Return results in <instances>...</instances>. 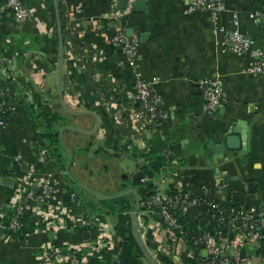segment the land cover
Here are the masks:
<instances>
[{"label": "crops", "instance_id": "obj_1", "mask_svg": "<svg viewBox=\"0 0 264 264\" xmlns=\"http://www.w3.org/2000/svg\"><path fill=\"white\" fill-rule=\"evenodd\" d=\"M24 1L32 19L17 25L3 12L5 19L0 26V66L2 59L8 58L12 76L11 81H5L0 74L4 91L0 103L11 111L0 128V211L10 213L7 207L20 187L36 191L41 180L50 179L55 184L56 202L71 214V229L54 233L45 228L24 240L9 239L5 231L0 234V264H47L45 246H81L90 241V234L76 226L73 219L89 207L82 204L65 175L56 170L52 157L33 148V139L40 130L28 109L61 105L59 38L54 0ZM61 2L63 98L69 109L94 112L102 122L94 136L70 131L67 135L80 137L74 148L79 142L92 141L91 150L78 158H86L93 165L100 162L109 168L106 174L112 177L115 173L110 169L121 160L119 188L113 183L109 193L94 192L110 196L129 187L139 192L133 180L144 162L139 154L160 137L171 149L167 166L149 179L155 192L179 191L188 196H208L226 205L264 209V78L247 73L256 62L251 53L223 52L227 34L234 29V13L239 16L240 31L254 41L253 49L264 52V17H250L264 12V0H225L227 11L216 22L206 12L187 14L183 0H147L145 12L133 10L115 24L101 20L103 14L112 11L113 0ZM3 4L0 0L1 14ZM119 28L126 34L134 31L132 37L140 39L138 62L145 78L159 80L169 120L156 132L140 134L130 128L129 119L138 104L132 71L122 51L111 41ZM209 80L222 83L226 101L216 112L206 115L200 83ZM65 122L85 131H92L97 124L92 116H70ZM67 135L63 139L71 150ZM229 140L237 151H229ZM125 147L137 154L121 153ZM76 158L73 156L69 171ZM4 178H11L13 185H4ZM66 195L69 201L64 200ZM73 195L78 198L76 202L72 201ZM126 197L135 201L136 208L135 196ZM35 205L36 209L41 206L37 202ZM34 216L29 219L37 224ZM192 221H197L195 211Z\"/></svg>", "mask_w": 264, "mask_h": 264}, {"label": "built area", "instance_id": "obj_2", "mask_svg": "<svg viewBox=\"0 0 264 264\" xmlns=\"http://www.w3.org/2000/svg\"><path fill=\"white\" fill-rule=\"evenodd\" d=\"M135 1L137 0H127L126 9L121 10L117 7V0H113L112 11L103 14L101 20L113 24L121 22L122 18L132 14ZM183 1L187 4V14L206 12L214 22L227 11L225 0ZM1 10L0 26L5 19L3 12L17 25H24L32 19L31 10L24 0H4ZM250 17L262 18L264 12L251 14ZM91 22H94V18ZM233 25L234 29L227 34L223 52L236 55L251 53L256 62L247 69V73L264 78V52L253 49L254 41L240 31L237 13L233 14ZM111 41L122 51L133 74V93L138 107L130 116V128L140 134L158 131L169 120V114L164 109L163 98L158 89L159 80H147L140 68L137 52L140 39L129 37L119 28ZM8 64L9 59L3 58L0 74L5 81H11L12 78ZM200 88L203 93L204 114H213L225 103V90L221 82L203 81ZM3 92L0 87V98L3 97ZM3 108L4 105L0 103V110ZM5 124V121L0 122V128ZM40 151L43 156L50 157L48 150ZM165 154L168 157L169 151ZM56 199L55 184L50 179L41 180L36 191H26L20 187L19 193L7 207L12 213L10 220L6 211H0V228L8 223L5 228L8 237L15 239L12 233L22 228L21 218L35 215L36 225H43L50 232L70 230L71 214ZM72 201H77L76 195L72 196ZM36 202L41 204L39 209L35 208ZM193 211L196 223L209 214L215 225L207 224L206 229H211L205 231L198 227L200 232H189V223H194ZM73 219L76 226L90 234L89 243L86 241L81 246L64 243L61 248L49 244L43 248L47 264H124L120 259L122 240L117 236L113 224L91 213L78 214ZM138 228L146 249L158 264H162L161 256L168 258L172 264H192L186 259L197 260L198 264H264V209L256 206L229 204L222 207L208 196H188L179 191L158 190L141 199ZM149 233L153 236L154 249L149 247ZM202 251L206 254L203 255ZM243 251L246 252L244 257ZM91 259H95L96 263H91ZM145 261L148 262L142 257L141 264Z\"/></svg>", "mask_w": 264, "mask_h": 264}, {"label": "trees", "instance_id": "obj_3", "mask_svg": "<svg viewBox=\"0 0 264 264\" xmlns=\"http://www.w3.org/2000/svg\"><path fill=\"white\" fill-rule=\"evenodd\" d=\"M59 6L60 13L62 16H64V12L61 10V0H59ZM28 111L31 118H33V121L35 122L36 128L40 130V133L33 139L34 150H48L56 170L60 173H63L70 182V176L67 174L69 157L65 148L67 147L69 149V146L65 139H63V141L60 139V130L64 126H68V124L65 122V119L70 118V116L64 112L60 104H57V106H51L47 104L42 107H38L36 110L30 107ZM10 114L11 111L8 110L7 107H4L3 110H0V122H6ZM69 133V131L65 132L64 136ZM92 146V141H85L82 146L79 143L77 147L69 150L71 151L72 155L76 157V155L89 152ZM115 148L119 151L118 144ZM148 149L149 150L146 152L139 154L140 156L144 157V162L139 168V170L143 173L144 178L134 182L135 186L140 187L139 195L141 199H145L155 193L154 187L152 185L145 186L144 179H152L155 174L160 173L161 170L167 166L169 160L165 153H167L171 148L160 137H155L148 144ZM123 152H130L134 155L137 154L135 151H130L128 147L123 148L121 153ZM82 201L86 204V206H91L90 203L84 201V199H82ZM102 204L106 206V209L109 210L110 214L116 217L115 231L117 232V236L122 240V253L120 255V259L124 264H141V258L143 255L136 242L132 228V213L135 210V201H131L127 197H123L117 200L103 202ZM220 205L222 207L226 206V204L223 203H220ZM11 216H8V220H10ZM183 219L186 221L185 218ZM21 221L23 224L22 228L16 233H12L13 237L16 239L24 240L28 236L34 234L37 230L45 229L43 225L37 226L35 223L30 221L27 215L23 216ZM207 224L211 226L215 225L209 214H206L204 219H202V221L199 223H189L188 231L191 233L200 232L197 230L198 227H201V231L211 229L209 227L206 229ZM148 241L149 247L154 249L155 244L153 242V236L151 233L148 234ZM106 258L110 257L106 256ZM160 260L162 264H172V262L164 256H161ZM186 261H189L192 264H198L197 260L186 259ZM94 262L96 263L95 259H91V263Z\"/></svg>", "mask_w": 264, "mask_h": 264}, {"label": "water", "instance_id": "obj_4", "mask_svg": "<svg viewBox=\"0 0 264 264\" xmlns=\"http://www.w3.org/2000/svg\"><path fill=\"white\" fill-rule=\"evenodd\" d=\"M126 6H127V0H118V8L119 9L125 10ZM54 7H55V12H56V18H57L58 38H59V78H58V83H59V97H60L61 106H62L63 110L70 116H73V117L92 116L97 121V124L92 131H85V130L78 128V127H75V126H64L60 130V139L63 141L64 133L67 131L91 137V136H94L95 134H97L101 128L102 122H101L100 117L91 111H78L77 112V111H73V110L69 109L65 103L64 98H63L62 74H63L64 61H65V48H64V38H63V26H62L61 13H60L58 0H54ZM146 10H147V0L135 1V3H134V11L135 12L143 13ZM127 35L132 37L134 35V31L131 30L130 32L127 33ZM231 143H232V141L229 140V141H227V144H226L229 151H231V152L237 151L238 149L236 147H234ZM65 148H66V151H67V154L69 157L67 174L70 176L69 169H70V166L73 164V155L67 147H65ZM143 178H144L143 173L138 172L137 175L134 176L133 180L137 181V180L143 179ZM3 184L6 186H12L13 180L11 178H4ZM144 184L147 186H151L152 181L151 180H144ZM91 193L95 196V198L97 200H101V201H103V200L104 201H113V200H117L119 198H123V197L129 196V195L135 196L136 208H135V211L133 212V215H132L133 216L132 228H133L134 237H135L136 242H137V244H138V246L142 252L143 257L148 261V263L149 264H158V262L151 256L149 251L146 249L144 242L142 241L140 233H139L138 213L140 211L141 197L139 195L138 190H136L134 187H129L121 193H117V194L110 195V196H105L104 194H102L100 192H91ZM69 199H70L69 195H66L64 197L65 201H69ZM8 216H11V212L8 213ZM7 226H8V223H4V226L0 229V234H3L6 231L5 228ZM49 237L51 239H53L52 234ZM245 255H246V252L243 251L242 256L244 257Z\"/></svg>", "mask_w": 264, "mask_h": 264}, {"label": "rangeland", "instance_id": "obj_5", "mask_svg": "<svg viewBox=\"0 0 264 264\" xmlns=\"http://www.w3.org/2000/svg\"><path fill=\"white\" fill-rule=\"evenodd\" d=\"M80 139L79 136L75 135H67L66 140L69 144H71V147L74 148L75 144L78 143V140ZM80 143V142H79ZM81 146L83 145V142L80 143ZM73 145V146H72ZM75 164L71 168L70 172V183L75 187L77 196H79L82 204L86 206L85 203H83L82 199L84 201H87L90 203V207L88 211L80 207L81 209L86 210L85 213H91L96 216H99L101 219L105 220L106 222H109L115 226L116 223V217L112 214H110L109 210L106 209V206L103 205V202L107 201H101L96 200L95 196L89 192H94L96 190L103 191V192H110L111 189L114 187L112 184H115V188H119L120 184V169H121V160H116L113 164V168L110 169L113 173H115V177H112L110 174H106L107 170H109L108 167H103L100 162H98V165L94 164L93 162H87L86 158H78V155L76 156ZM88 163V169L85 168V164ZM92 164V166H91ZM118 168V169H116ZM78 199V198H77ZM101 202V203H99ZM15 240H19L16 239ZM202 254H206L205 251H202ZM144 264H149L148 262H144Z\"/></svg>", "mask_w": 264, "mask_h": 264}]
</instances>
